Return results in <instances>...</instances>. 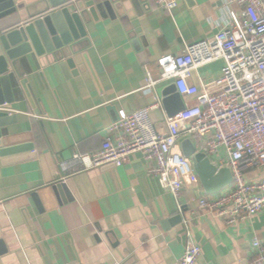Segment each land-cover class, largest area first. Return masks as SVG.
<instances>
[{
	"label": "crops",
	"instance_id": "0c3cea01",
	"mask_svg": "<svg viewBox=\"0 0 264 264\" xmlns=\"http://www.w3.org/2000/svg\"><path fill=\"white\" fill-rule=\"evenodd\" d=\"M22 1L25 9L41 10L42 0ZM167 1L176 5L172 11L153 0L81 1L86 38L68 37L74 52L43 56L39 69L28 56L29 68L0 82V113L14 118L0 129L1 140L8 141L3 150H12L0 156V264H177L187 232L202 249L197 264L252 259L253 239L264 240V211L226 225L199 206L209 195L195 171L186 180L181 211L142 153L120 167H62L75 154L99 151L122 113L154 104L144 86L147 70L159 78L161 56L211 40L242 10L226 0ZM50 26L58 34L53 20ZM223 68L217 61L199 75L206 83L217 81ZM190 83L200 87L196 75ZM151 121L164 130L157 115ZM209 157L224 167L222 150ZM246 173L252 181L264 177V169ZM63 184L67 189L58 188Z\"/></svg>",
	"mask_w": 264,
	"mask_h": 264
},
{
	"label": "built area",
	"instance_id": "2783aa9c",
	"mask_svg": "<svg viewBox=\"0 0 264 264\" xmlns=\"http://www.w3.org/2000/svg\"><path fill=\"white\" fill-rule=\"evenodd\" d=\"M164 10L176 5L153 0ZM242 8L239 20L231 22L211 40L186 46L182 54L163 55L157 60L160 72L154 79L147 70L144 89L152 93L154 104L132 114L122 113L109 129L101 149L93 154H75L62 165L65 172L90 171L104 166L120 167L135 153L154 162L151 172L168 191L179 210L183 209L186 180L194 172L178 147L191 139L198 151L214 156L225 153L222 166L233 176L229 191L203 197L199 206L234 227L264 211V177L252 181L249 169H264V1L226 0ZM223 61L217 81L206 83L199 70ZM198 77L200 87L190 83ZM175 84L186 100L198 99L173 118L163 107L161 90ZM211 85H219L212 91ZM161 110L164 127L153 125L150 113ZM253 257L248 264H264V240L254 238ZM202 253L192 234L187 232L185 251L177 264H197Z\"/></svg>",
	"mask_w": 264,
	"mask_h": 264
},
{
	"label": "water",
	"instance_id": "95a60500",
	"mask_svg": "<svg viewBox=\"0 0 264 264\" xmlns=\"http://www.w3.org/2000/svg\"><path fill=\"white\" fill-rule=\"evenodd\" d=\"M81 1L87 0H42L41 10L35 13L25 9L22 0H0V82L3 83L14 75H19L25 67L29 68L28 56L39 69L41 68L39 58L43 56L59 59V54L65 57L74 52L76 46L70 43L68 37L74 42L86 38L82 21L84 13L78 11ZM51 20L55 22L58 34L50 26ZM6 76L10 77L6 78ZM1 78L4 80L1 81ZM161 94L163 107L169 118L177 116L186 109V103L175 84L164 87ZM154 115H157L158 120L163 124L164 117L161 110L152 111L150 118L152 119ZM13 122L14 118L0 113V129ZM1 136L0 131V156H5L12 150H3L8 141L1 140ZM181 152L190 160L204 191L209 196L217 195L233 184L230 169L219 168L206 153L197 150L191 139L181 142ZM9 162L11 161L2 163ZM58 188L67 189V186L58 185ZM179 219L182 220L181 217Z\"/></svg>",
	"mask_w": 264,
	"mask_h": 264
}]
</instances>
